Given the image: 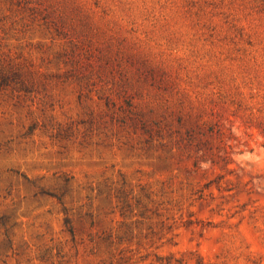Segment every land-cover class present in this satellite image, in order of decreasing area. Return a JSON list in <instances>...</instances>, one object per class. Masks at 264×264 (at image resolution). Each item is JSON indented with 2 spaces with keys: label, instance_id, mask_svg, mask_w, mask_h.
<instances>
[{
  "label": "rangeland",
  "instance_id": "374dc122",
  "mask_svg": "<svg viewBox=\"0 0 264 264\" xmlns=\"http://www.w3.org/2000/svg\"><path fill=\"white\" fill-rule=\"evenodd\" d=\"M12 65L0 264H264V0H0Z\"/></svg>",
  "mask_w": 264,
  "mask_h": 264
},
{
  "label": "trees",
  "instance_id": "16d2710c",
  "mask_svg": "<svg viewBox=\"0 0 264 264\" xmlns=\"http://www.w3.org/2000/svg\"><path fill=\"white\" fill-rule=\"evenodd\" d=\"M3 72L6 73L5 77L3 79L5 83H2V85H0L1 87L2 86H7V87L11 86V88H13V89L18 88V90H22V88H24L26 86V84H27V80L25 78V77H27L26 73L23 72L19 68V66H13L12 65L10 67H4V68H3V66H0L1 75L3 74ZM18 86H20V87H18ZM69 231L71 233H74V228L72 226H70Z\"/></svg>",
  "mask_w": 264,
  "mask_h": 264
}]
</instances>
